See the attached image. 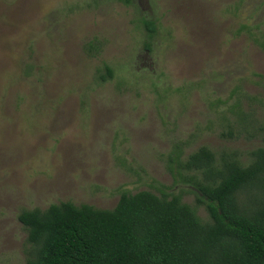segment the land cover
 <instances>
[{"label":"rangeland","instance_id":"374dc122","mask_svg":"<svg viewBox=\"0 0 264 264\" xmlns=\"http://www.w3.org/2000/svg\"><path fill=\"white\" fill-rule=\"evenodd\" d=\"M263 41L264 0H0V264H27L18 215L52 203L150 190L209 221L174 158L263 144Z\"/></svg>","mask_w":264,"mask_h":264},{"label":"trees","instance_id":"16d2710c","mask_svg":"<svg viewBox=\"0 0 264 264\" xmlns=\"http://www.w3.org/2000/svg\"><path fill=\"white\" fill-rule=\"evenodd\" d=\"M145 25L155 32L154 21ZM106 70L112 77V69ZM262 139L247 163L238 154L219 162L207 146L186 159L176 153L179 171L203 175L190 182L201 193L198 201L206 205L209 221L181 194L150 190L123 192L111 209L62 201L22 210L18 218L36 245L27 264H264Z\"/></svg>","mask_w":264,"mask_h":264}]
</instances>
